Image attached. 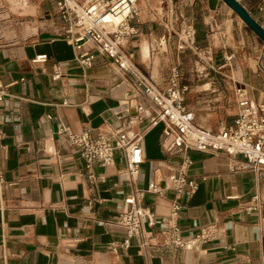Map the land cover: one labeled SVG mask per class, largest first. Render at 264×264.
I'll list each match as a JSON object with an SVG mask.
<instances>
[{"label": "crops", "instance_id": "1", "mask_svg": "<svg viewBox=\"0 0 264 264\" xmlns=\"http://www.w3.org/2000/svg\"><path fill=\"white\" fill-rule=\"evenodd\" d=\"M2 1L32 9L30 0ZM55 2L35 1L34 9L43 12L39 23L0 35V264H264V169L237 156L231 170L235 162L222 152L187 151L195 188L180 200L178 223L190 249L166 245L173 236L166 224L171 190L145 193L155 226L144 224L127 248L117 246L126 237L116 223L123 198L150 181L162 186L183 153L165 152L162 122H135L132 129L143 133L144 162L130 178L120 158L87 168L56 134L63 121L73 132L109 137L126 124L119 112L133 115L136 102L154 107L136 79L89 41L82 49L93 55L90 66L79 64L76 35L66 33ZM239 3L264 29V5ZM135 11L130 23L137 33L123 50L160 88L177 69L195 124L211 131L233 126L240 94L264 105V46L222 0H136ZM190 28L196 49L182 44ZM253 196L256 210L247 213ZM210 224L217 238L195 241Z\"/></svg>", "mask_w": 264, "mask_h": 264}, {"label": "built area", "instance_id": "2", "mask_svg": "<svg viewBox=\"0 0 264 264\" xmlns=\"http://www.w3.org/2000/svg\"><path fill=\"white\" fill-rule=\"evenodd\" d=\"M256 1L261 9L264 0ZM135 2L136 0H56L55 5L67 25L66 33L76 35L74 41L79 51V64L90 66L93 55L82 49L83 43L89 41L97 52L109 58L118 70L129 72L136 79L138 90L151 102L154 109L150 111L143 104L136 102L133 115L119 112V118L125 119L126 124L109 137L99 135L92 138L88 131L73 132L63 121L57 122L56 134L64 137L87 168L95 163L101 166L111 165L116 158H120L125 165V174L134 178L144 162V155L143 133L134 131L132 126L135 122L144 120H147V127L162 122L163 149L167 154L180 152L183 156L178 168L169 174L162 186L150 181L145 190H135L123 198L116 223L124 230L126 237L117 246L127 248L130 239L142 232L144 224L155 226L154 213L143 201L145 193L161 195L165 190H171L174 199L166 224L173 236L166 241V245L190 249L191 240L181 237L178 223L179 212L183 207L180 200L183 196H190L195 188L194 180L187 175V170L192 164L187 151L222 152L235 162L230 165L231 170L238 167V161H235L237 156L252 168L264 169V105L255 103L245 94H240L233 126L211 131L195 124L192 112L184 104L186 88L180 85L177 69L171 71L166 86L160 88L134 65L133 54L123 50L124 41L137 33L130 23L136 14ZM194 34L193 28L185 31L186 39L182 40V44L196 49ZM37 59L41 61L44 57L38 56ZM4 95L0 90V102ZM2 136L3 131L0 129V150ZM4 184L5 176L0 158V189ZM252 202L253 204L245 208L247 213L256 210V196L252 197ZM217 236V228L210 224L202 227L194 240L203 243Z\"/></svg>", "mask_w": 264, "mask_h": 264}, {"label": "rangeland", "instance_id": "3", "mask_svg": "<svg viewBox=\"0 0 264 264\" xmlns=\"http://www.w3.org/2000/svg\"><path fill=\"white\" fill-rule=\"evenodd\" d=\"M35 1L37 0H30L32 9L27 10L20 8V6L10 8L6 3L0 0V35L4 34V36H10V34H8L10 31H15L16 34H18L19 32H23L25 28H32L36 23H39L41 21L40 18L43 17V12L41 7L34 9L36 4ZM258 43L260 46H264V43L259 39Z\"/></svg>", "mask_w": 264, "mask_h": 264}, {"label": "water", "instance_id": "4", "mask_svg": "<svg viewBox=\"0 0 264 264\" xmlns=\"http://www.w3.org/2000/svg\"><path fill=\"white\" fill-rule=\"evenodd\" d=\"M229 8H231L242 20V22L250 28L263 42H264V29L246 8L241 5L237 0H222Z\"/></svg>", "mask_w": 264, "mask_h": 264}, {"label": "bare ground", "instance_id": "5", "mask_svg": "<svg viewBox=\"0 0 264 264\" xmlns=\"http://www.w3.org/2000/svg\"><path fill=\"white\" fill-rule=\"evenodd\" d=\"M23 0H12V3H17V2H21ZM182 38L186 39V37L184 35H182ZM126 43V40L124 41V44ZM214 43L217 45L216 41L214 40Z\"/></svg>", "mask_w": 264, "mask_h": 264}]
</instances>
